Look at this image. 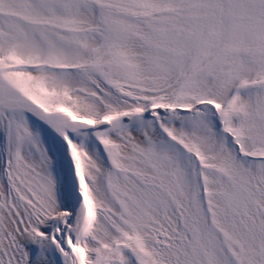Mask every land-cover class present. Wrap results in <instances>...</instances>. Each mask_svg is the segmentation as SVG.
Here are the masks:
<instances>
[{"label":"snow or ice","instance_id":"6c2138e0","mask_svg":"<svg viewBox=\"0 0 264 264\" xmlns=\"http://www.w3.org/2000/svg\"><path fill=\"white\" fill-rule=\"evenodd\" d=\"M0 264H264V0H0Z\"/></svg>","mask_w":264,"mask_h":264}]
</instances>
